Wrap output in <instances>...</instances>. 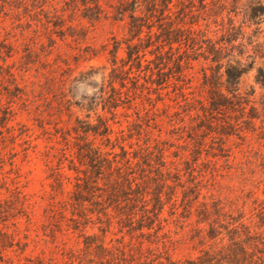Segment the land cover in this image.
Masks as SVG:
<instances>
[{
  "label": "rangeland",
  "instance_id": "rangeland-1",
  "mask_svg": "<svg viewBox=\"0 0 264 264\" xmlns=\"http://www.w3.org/2000/svg\"><path fill=\"white\" fill-rule=\"evenodd\" d=\"M247 1H159L150 10L148 0H0L2 264H78L103 241L196 256L213 241L197 221L198 204H182L194 185L247 216L264 209V86L255 81L264 17L251 23ZM181 26L206 42L237 36L235 48L225 44L228 55L253 67L240 94H229L235 108L210 107L213 91L227 93L225 66L197 45L164 40L162 28ZM88 146L149 191L160 170L177 186L176 205L166 203L161 222L143 228L151 236L122 229L112 208L106 216L89 202L73 205ZM107 172L101 187L117 178Z\"/></svg>",
  "mask_w": 264,
  "mask_h": 264
},
{
  "label": "trees",
  "instance_id": "trees-1",
  "mask_svg": "<svg viewBox=\"0 0 264 264\" xmlns=\"http://www.w3.org/2000/svg\"><path fill=\"white\" fill-rule=\"evenodd\" d=\"M159 1L164 7H168L172 2V0H148L149 9H154ZM247 2L246 15L249 21L255 24L261 23V19L264 17V1L248 0ZM132 18L136 19L134 15ZM141 26L137 23L133 26V30L139 32ZM162 31L164 40L169 43L178 42L180 45H190L192 48L197 45L206 60L216 63L220 68L225 66L222 75L225 76L224 85L227 93L213 91L209 100L210 107L216 110L224 107L235 108V103L229 94L233 96L240 94L241 79L249 68L253 67V63L250 67H246L241 59H233V55H228L230 53L226 49L227 45L235 48L236 45L233 42L237 36H229L228 39L221 42L212 40L206 42L199 34L182 26L176 30H170V27L162 28ZM204 44L206 45L204 46ZM129 54L131 55V53ZM182 59L183 57L180 59V67H182ZM255 81L264 86V68H258ZM262 104L264 108V94ZM251 117L257 116L251 115ZM89 130L85 129L86 132ZM92 131L95 134L98 132L96 129H92ZM80 156L82 160L87 161L84 163L86 167L83 171L85 178H79L75 184L72 195L73 205L84 206L86 202H89L99 206L92 210V213L96 211L106 216L110 214L109 209L112 208L122 216V229L127 228L128 233L140 230L142 235L147 236L152 234L145 233L143 228L153 229L156 221L161 222L165 204L173 201V204L176 205L177 186L169 183L170 177H164L162 170L157 172L161 180L155 183V188L152 191H149L146 185L143 187L139 181L128 176L131 172L123 171L121 166H113V163L104 157L99 148L88 146L81 151ZM105 171H108L109 175L114 172L117 178L113 180L108 178V182L105 183L107 186L101 187L99 177ZM177 175L180 176V174ZM201 196L202 199H200ZM149 201L152 203L151 208L148 206ZM182 201L187 210L188 208L190 210L194 204H198L197 221L206 224L204 237L213 241L210 246L204 247L198 255L175 258L166 249L165 244L164 250H162L159 245L155 248L152 246L143 247L142 244L135 246L131 242L107 245L103 241L95 244L92 257L87 261L80 259L78 264H264V209L251 213L249 216L239 208L228 209L227 203L222 198L214 197L213 194L212 197H208L203 194L199 185H194L184 191ZM139 204L143 214L135 224V214L137 213L135 210ZM161 228L162 225L158 227L156 233ZM149 241L154 243V241ZM86 244L87 247H91L94 243ZM2 261L3 257L0 256V264ZM38 264H44V262L39 260Z\"/></svg>",
  "mask_w": 264,
  "mask_h": 264
}]
</instances>
